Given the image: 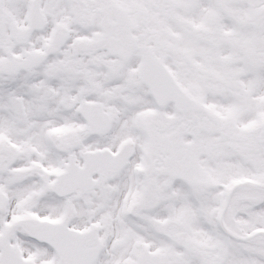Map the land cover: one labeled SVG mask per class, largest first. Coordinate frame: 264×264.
I'll list each match as a JSON object with an SVG mask.
<instances>
[{"label": "snow or ice", "instance_id": "snow-or-ice-1", "mask_svg": "<svg viewBox=\"0 0 264 264\" xmlns=\"http://www.w3.org/2000/svg\"><path fill=\"white\" fill-rule=\"evenodd\" d=\"M0 264H264V0H0Z\"/></svg>", "mask_w": 264, "mask_h": 264}]
</instances>
